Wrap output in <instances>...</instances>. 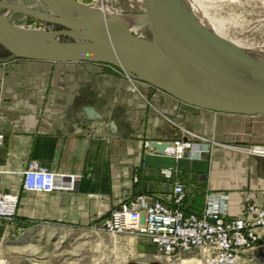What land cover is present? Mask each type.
<instances>
[{
    "label": "crops",
    "instance_id": "obj_1",
    "mask_svg": "<svg viewBox=\"0 0 264 264\" xmlns=\"http://www.w3.org/2000/svg\"><path fill=\"white\" fill-rule=\"evenodd\" d=\"M127 75L99 62L0 56V192L18 194L20 219L102 224L136 195L171 204L175 184L187 211H199L208 191L228 195L231 215L264 205V154L254 151L264 147V114L198 108L141 80L134 88ZM179 139L190 157L162 151ZM29 160L56 173L57 185L75 176V189L24 190Z\"/></svg>",
    "mask_w": 264,
    "mask_h": 264
},
{
    "label": "water",
    "instance_id": "obj_2",
    "mask_svg": "<svg viewBox=\"0 0 264 264\" xmlns=\"http://www.w3.org/2000/svg\"><path fill=\"white\" fill-rule=\"evenodd\" d=\"M40 1L54 14L70 12L71 16L66 22L46 20L67 29L54 31L55 40L48 44H34L21 28L9 23L5 16H0V45L13 57L104 63L120 68L133 79L146 82L198 108L246 115L264 113V75L255 72L238 54L209 32L183 17L172 0H142L151 40L141 39L114 21L99 19L94 10L76 0ZM52 1L60 6L51 8ZM36 12L45 13L33 10L31 14ZM111 29L117 31L121 42L106 40V34ZM75 30L84 35L83 41L58 40L59 35L71 37ZM125 34L132 42L125 38ZM168 48L175 49L205 82L200 80L199 84H193L184 79ZM220 83L233 90H225ZM84 110L88 118L98 117L91 107ZM168 144H161L162 151Z\"/></svg>",
    "mask_w": 264,
    "mask_h": 264
},
{
    "label": "rangeland",
    "instance_id": "obj_3",
    "mask_svg": "<svg viewBox=\"0 0 264 264\" xmlns=\"http://www.w3.org/2000/svg\"><path fill=\"white\" fill-rule=\"evenodd\" d=\"M76 1L90 8L106 7L117 10L122 15L140 16L145 13L142 0ZM195 2L196 6L226 31L228 36L243 44L241 49L251 51L250 48L259 50L263 47L260 50H264V21L260 22L264 20V7L259 4L256 7L252 6L247 13L241 14L244 15L243 17H239L240 14L237 13L239 17L237 22L240 24L233 25L229 22L231 17L229 8L224 3L217 0H195ZM33 10L45 12L50 17H41L37 14L42 13L37 12L36 15L31 14ZM55 14L40 0H0V16H5L9 23L17 28H39L48 33L67 29L61 24L46 21L60 19V16ZM137 22L142 23L132 33L141 39L151 40L149 25L143 21L132 23ZM58 40L74 41L72 37L66 35H59ZM241 53L246 58L257 61L242 51ZM7 54L6 49L0 48L1 57ZM130 78L134 84H137L136 79ZM100 228V222L22 220L17 214L10 220L0 219V262L3 264H203L194 256L195 254L187 252L179 257L167 258L159 254L145 236L127 233L111 236ZM237 264H264V237L258 244L244 251Z\"/></svg>",
    "mask_w": 264,
    "mask_h": 264
},
{
    "label": "built area",
    "instance_id": "obj_4",
    "mask_svg": "<svg viewBox=\"0 0 264 264\" xmlns=\"http://www.w3.org/2000/svg\"><path fill=\"white\" fill-rule=\"evenodd\" d=\"M135 88L136 84L127 75ZM3 135L0 134V145ZM189 140H174L164 149L176 159L190 157ZM22 187L26 191L49 193L73 191L75 176L67 184L57 185L56 173L29 160L23 170ZM184 186L175 184L171 204L136 195L113 208L102 222L101 230L111 236L123 233L147 237L157 252L167 258L192 253L203 264H237L244 251L260 242L264 228V205L245 204L239 215L228 210V195L208 191L199 211L183 207ZM18 194L0 192V219L16 215Z\"/></svg>",
    "mask_w": 264,
    "mask_h": 264
},
{
    "label": "bare ground",
    "instance_id": "obj_5",
    "mask_svg": "<svg viewBox=\"0 0 264 264\" xmlns=\"http://www.w3.org/2000/svg\"><path fill=\"white\" fill-rule=\"evenodd\" d=\"M217 1L224 3L226 6H228L229 12L231 14L229 22L233 25L240 24L237 22L239 17L242 16L241 14H244L245 12L247 13L248 9L251 8L252 6L256 7V5L259 4L260 6L264 7V0H217ZM172 2L174 6L178 9V11L182 14L183 17H185L190 22L202 27L204 30L209 32L217 40H219L221 43H223L228 48H230L232 51H234L236 54H238L255 72H257L260 75H264V50H260L263 47L262 48L260 47L259 50L250 48L251 51H249V49L248 50L241 49L243 44L238 42L236 39H233L230 36H228L226 31H224L212 19H209L207 17V14L202 12L196 6L195 0H172ZM59 6H60L59 3L55 1L50 2L51 8H58ZM91 9L94 10V12L96 13L99 19L114 21L130 32L135 31L136 28L142 23V22L132 23L133 21H143V23L148 25V19L146 17V13L140 16L138 15L130 16V15H122L118 13L117 10L116 12L106 7H103V8L102 7H91ZM237 13L240 14L239 17L237 16ZM60 14L59 13L55 14L57 16H60V19H57L58 21L62 20L66 22L67 20H69L71 16L70 12L64 13V14L60 13ZM37 15L41 17H50L48 14H45V13L37 14ZM262 21L264 20H261L260 22ZM21 30L24 31L26 35H28V38L34 44H48L56 36L54 32H49V33L44 32L43 29H39V28H30V29L21 28ZM124 36L129 42H132V39L128 35L125 34ZM71 37L76 41L84 40V35L78 30H75ZM106 40L109 42H121V40L119 39L117 35V31L113 29L109 30L108 33L106 34ZM167 50L174 57L177 63V66H178V70L184 79L188 80L189 82H192L193 84H199L200 80H204L203 77L200 75V73L195 68H193L190 64H188L186 60L175 49L168 48ZM241 51L245 53L246 55H249L250 57L257 59L256 61L257 63H253L251 60L246 59L244 55L241 53ZM220 86L228 91L233 90L232 87L226 84L220 83ZM254 151L264 154V147H256L254 148ZM0 264H3V263L0 262Z\"/></svg>",
    "mask_w": 264,
    "mask_h": 264
}]
</instances>
